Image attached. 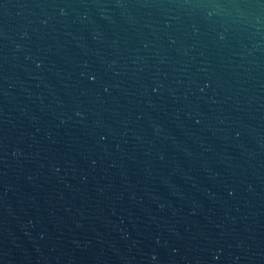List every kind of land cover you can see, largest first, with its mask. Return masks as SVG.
I'll return each mask as SVG.
<instances>
[{"label":"water","instance_id":"95a60500","mask_svg":"<svg viewBox=\"0 0 264 264\" xmlns=\"http://www.w3.org/2000/svg\"><path fill=\"white\" fill-rule=\"evenodd\" d=\"M0 264H264V0H0Z\"/></svg>","mask_w":264,"mask_h":264}]
</instances>
